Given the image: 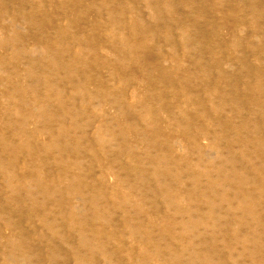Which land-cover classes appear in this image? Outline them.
I'll use <instances>...</instances> for the list:
<instances>
[{
	"label": "rangeland",
	"instance_id": "obj_1",
	"mask_svg": "<svg viewBox=\"0 0 264 264\" xmlns=\"http://www.w3.org/2000/svg\"><path fill=\"white\" fill-rule=\"evenodd\" d=\"M0 1V264H26L27 253L34 257L31 264H264V105L259 110L224 100L233 86L240 95L246 84L264 97V87L253 89L251 66L241 64L244 59L253 63L255 49H264L255 34L264 27V0H243L245 5L241 0ZM196 24L203 30L198 42L191 36ZM47 40L53 45L49 56L39 47ZM200 47L207 65L203 74L193 64ZM215 86L212 111V97L202 91ZM196 95L203 100L198 110L184 104V97ZM207 108L210 120L201 113ZM180 109L199 113L205 129L212 119H221V131L214 128L218 136L178 128ZM148 129L156 136L149 138ZM244 138L253 141L250 147L238 145ZM162 146L170 150L172 162L169 176L158 179ZM67 163L74 166L70 175H64ZM242 181L248 199L238 196ZM159 182L170 188L159 192ZM89 200L95 207L89 208ZM96 206H105L106 213ZM114 253L121 259L114 260Z\"/></svg>",
	"mask_w": 264,
	"mask_h": 264
},
{
	"label": "bare ground",
	"instance_id": "obj_2",
	"mask_svg": "<svg viewBox=\"0 0 264 264\" xmlns=\"http://www.w3.org/2000/svg\"><path fill=\"white\" fill-rule=\"evenodd\" d=\"M9 1V0H8ZM119 1V0H118ZM139 1V0H138ZM159 1V0H158ZM166 1V0H165ZM213 1V0H212ZM3 2V1H2ZM115 2V1H114ZM137 2V1H136ZM162 2V1H161ZM197 2V1H196ZM200 2V1H199ZM203 2V1H202ZM214 2V1H213ZM241 2H242V4L243 5H245V2L243 1V0H241ZM0 3H1V1H0ZM26 3V2H25ZM74 3V2H73ZM72 3V4H73ZM79 3V2H78ZM95 3V2H94ZM133 3V2H132ZM138 3V2H137ZM165 3V2H164ZM170 3V2H169ZM185 3H186V1H185ZM184 3V4H185ZM189 3V2H188ZM194 3V2H193ZM211 3V2H210ZM222 3H225V2H222ZM226 3H228V2H226ZM17 4V3H16ZM23 4V3H22ZM64 4V3H63ZM125 4V3H124ZM159 2H156V3H153L152 4V6H153V8L157 11L158 9H159ZM216 4V3H215ZM133 5V4H132ZM138 5V4H137ZM173 5V4H172ZM198 5V4H197ZM206 5V4H205ZM7 6V5H6ZM9 6V5H8ZM16 6V5H15ZM20 6V5H19ZM74 6V5H73ZM77 6V5H76ZM79 6V5H78ZM131 6V5H130ZM75 7V6H74ZM81 7V6H80ZM164 7V6H163ZM206 7V6H205ZM7 8H9V7H7ZM82 9H83V6L81 7ZM170 8V7H169ZM216 8V7H215ZM68 9V8H67ZM75 9H77V7L75 8ZM123 9V8H122ZM193 9V8H192ZM207 9V8H206ZM121 10V9H120ZM169 10V9H168ZM172 10V9H171ZM201 10V9H200ZM211 10H213V9H211ZM210 10V11H211ZM75 11V10H74ZM126 11V10H125ZM68 12V11H67ZM71 12V11H70ZM161 12V11H160ZM167 12H169V11H167ZM180 12H182L183 13V9H182V11H180ZM185 12V11H184ZM190 12H191V10H190ZM193 12V11H192ZM197 12V11H196ZM208 12H209V10H208ZM79 13V12H78ZM195 13V12H194ZM198 13V12H197ZM200 13H201V11H200ZM206 13V12H205ZM122 14V13H121ZM142 14V13H141ZM141 14H140V16H141ZM190 14V13H189ZM153 15V14H152ZM163 15H164V13H163ZM201 15V14H200ZM119 16V15H118ZM122 16V15H121ZM125 16V15H124ZM123 16V17H124ZM156 16V15H155ZM183 16V15H182ZM196 16V15H195ZM27 17H29V16H27ZM81 17H82V15H81ZM115 17V16H114ZM178 17V16H177ZM202 17H203V15H202ZM30 18V17H29ZM33 18V17H32ZM80 18V17H79ZM110 19V18H109ZM193 19V18H192ZM199 19V18H198ZM52 20V19H51ZM184 20V19H183ZM190 20V19H189ZM166 21V20H165ZM188 21V20H187ZM196 21V20H195ZM208 21V20H207ZM106 22V21H105ZM121 22H123V20L121 21ZM153 22V21H152ZM192 22V21H191ZM190 22V23H191ZM131 23V22H130ZM170 24H171V22H169ZM188 23V22H187ZM196 23V22H195ZM13 24H14V22H13ZM69 24V23H68ZM106 24V23H105ZM192 24H194V23H192ZM11 25V24H10ZM21 25V24H20ZM72 25V24H71ZM122 25H123V23H122ZM138 25V24H137ZM166 25H167V23H166ZM189 25V24H188ZM124 26V25H123ZM170 26V25H169ZM198 25L196 24L195 26H193V32H192V34H191V36L195 39V41L197 40V42H198V37L201 35V33L203 32V30L201 29V28H199V27H197ZM241 26V25H240ZM240 26H239V28H240ZM115 27V26H114ZM119 27V26H118ZM173 27H175V25L173 26ZM188 27V26H187ZM24 28V27H23ZM70 28V27H69ZM183 28V27H182ZM181 28V29H182ZM259 28H260V26H258L257 27V30H256V32H255V34H256V36L258 37V36H260V37H262L261 38V43H263L264 42V27H262V30H260L259 31ZM3 29V28H2ZM14 29V28H13ZM12 29V30H13ZM15 29H17V28H15ZM62 29V28H61ZM64 29V28H63ZM71 29H72V27H71ZM120 29V28H119ZM128 29V28H127ZM159 29V28H158ZM157 29V30H158ZM170 29V28H169ZM178 29H180V28H178ZM18 30V29H17ZM35 30V29H34ZM84 30H85V28H84ZM118 30V29H117ZM172 30V29H171ZM6 31V30H5ZM25 31V30H24ZM69 31V30H68ZM122 31V30H121ZM139 31V30H138ZM167 31V30H166ZM175 31H177V29L175 30ZM175 31L173 32V33H175ZM185 31V30H184ZM15 32V31H14ZM145 32V31H144ZM156 32V31H155ZM161 32V31H160ZM159 32V33H160ZM26 33V32H25ZM69 33V32H68ZM73 33V32H72ZM77 33V32H76ZM75 33V34H76ZM108 33H109V31H108ZM139 33V32H138ZM166 33H168V32H166ZM15 34V33H14ZM172 34V33H171ZM181 34V33H180ZM236 34V33H235ZM239 34V33H238ZM241 34V33H240ZM245 34V33H244ZM28 35V34H27ZM128 35H130L129 33H128ZM133 35V34H132ZM149 35V34H148ZM185 35V34H184ZM67 36V35H66ZM69 36V35H68ZM81 37H82V35H80ZM142 36H143V34H142ZM164 36V35H163ZM181 36V35H180ZM242 36V35H241ZM18 37V36H17ZM45 38H48V36L47 35H45L44 36ZM111 37H112V35H111ZM128 37V36H127ZM133 37V36H132ZM170 37V36H169ZM12 38V37H11ZM14 38V37H13ZM58 38V37H57ZM74 38V37H73ZM76 38H78V37H76ZM129 38V37H128ZM136 38H137V36H136ZM184 38V37H183ZM148 39V38H147ZM150 39V38H149ZM153 39L154 38H152V41H153ZM166 39V38H165ZM169 39V38H168ZM25 40V39H24ZM50 40V39H49ZM71 40V39H70ZM129 40V39H128ZM135 40V39H134ZM167 40V39H166ZM172 40H174V38L172 39ZM201 40V39H200ZM242 40V39H241ZM68 41V40H67ZM81 41V40H80ZM79 41V42H80ZM123 41V40H122ZM151 41V40H150ZM188 41V40H187ZM8 42V41H7ZM39 42H41V41H39ZM47 42L48 43H46V42H41L42 44L39 46L40 47V49H43V51L42 52H47V50H50V51H52V49H53V45L47 40ZM133 41L130 39V43H132ZM137 42H138V40H137ZM142 42V41H141ZM170 42V41H169ZM189 42V41H188ZM241 42V41H240ZM65 43V42H64ZM74 43V42H73ZM81 43V42H80ZM129 43V44H130ZM151 43V42H150ZM167 43V42H166ZM236 43H237V41H236ZM7 44H9V43H7ZM22 44V43H21ZM23 44H24V42H23ZM137 44V43H136ZM142 44V43H141ZM191 44H192V42H191ZM17 45V44H16ZM39 45V44H38ZM125 45V44H124ZM139 45V44H138ZM145 45V44H144ZM149 45V44H148ZM189 45V44H188ZM222 45V44H221ZM236 45V44H235ZM23 46V45H22ZM26 46V45H25ZM134 46V45H133ZM143 46V45H142ZM147 46V45H146ZM145 46V47H146ZM170 46V45H169ZM172 46V45H171ZM181 46V45H180ZM179 46V47H180ZM24 47V46H23ZM38 46L36 45V48H37ZM39 47L37 48V49H39ZM71 47H72V45H71ZM122 47H123V45H122ZM163 47V46H162ZM190 47V46H189ZM260 47V46H259ZM174 48V47H173ZM178 48V47H177ZM196 48V47H195ZM194 48V49H195ZM257 48V47H256ZM124 49H125V47H124ZM127 49V48H126ZM143 49V48H142ZM141 49V50H142ZM146 49H148V48H146ZM198 49V48H197ZM200 49V55H198L199 57L195 60V63H193V64H195V68L196 69H198L199 70V72H201L202 74H203V72L205 73L206 72V67H207V65H205L204 63H203V55H202V53L204 52V48L203 47H200L199 48ZM131 50V49H130ZM133 50V49H132ZM140 50V49H139ZM170 50V49H169ZM178 50V49H177ZM184 50V49H183ZM69 51V50H68ZM98 51V50H97ZM97 51H95V52H97ZM171 51H172V49H171ZM186 51V50H185ZM190 51V50H189ZM197 51V50H196ZM14 52V51H13ZM45 52V53H46ZM147 52V51H146ZM145 52V53H146ZM165 52V51H164ZM132 53V52H131ZM261 53V54H260ZM141 54H144V53H141ZM147 54V53H146ZM211 54L213 55V62H214V65L215 66H219V62L218 61H216L215 60V54L216 53H214V51H211ZM254 54H255V58H253L252 59V62L253 63H249V62H247V60L246 59H244L242 62H241V64L242 65H245V66H251V69L250 70H252V71H254V73H255V77H256V79H252L251 81H253V80H255V82H254V90L255 91H257L258 89H259V87H264V49L262 50V49H255V51H254ZM48 55V52H47V54H46V56ZM93 55V54H92ZM197 55V54H196ZM49 56V55H48ZM13 56H11V58H12ZM16 57V56H15ZM141 57H142V55H141ZM168 57V56H167ZM6 58V57H5ZM55 58H58V57H55ZM120 58V57H119ZM168 58H170V57H168ZM173 59V58H172ZM6 60V59H5ZM30 60H31V57H30ZM163 60V59H162ZM3 61V60H2ZM7 61V60H6ZM28 61V60H27ZM33 61H36V60H33ZM37 61H40L41 63H43L44 61L43 60H41V58H39V60H37ZM176 61V60H175ZM226 61V60H225ZM231 61V60H230ZM84 62V61H83ZM82 62V63H83ZM224 62V61H223ZM81 63V62H80ZM172 63H173V61H172ZM179 64V63H178ZM225 64V63H224ZM223 64V65H224ZM229 64V63H228ZM180 65H182L181 63H180ZM230 65V64H229ZM182 66H184V65H182ZM233 66V65H232ZM185 67V66H184ZM173 68V67H172ZM185 69V68H184ZM222 69V68H221ZM227 69V68H226ZM179 70V69H178ZM210 70V69H209ZM182 71H184L183 70V68H182ZM183 74V73H182ZM199 74V73H198ZM219 74V73H218ZM177 75V74H176ZM213 75V74H212ZM161 76H163L162 74H161ZM220 76H222V74L220 75ZM249 76H250V73H249ZM219 78V77H218ZM217 78V79H218ZM239 78V77H238ZM250 78H251V76H250ZM249 78V79H250ZM221 79V78H220ZM234 79V78H233ZM240 79V78H239ZM238 79V80H239ZM241 79H242V77H241ZM166 80V79H165ZM216 80V79H215ZM237 80V81H238ZM243 80H245V78L243 79ZM41 81H43V80H41ZM67 81V80H66ZM65 81V82H66ZM191 81V80H190ZM201 81V83L202 84H204V85H206L208 82L205 80H200ZM250 81V82H251ZM39 83H40V81H38ZM71 82V81H70ZM82 82V81H81ZM180 82V81H179ZM224 82H227V81H224ZM228 82H229V80H228ZM244 82V81H243ZM175 83V82H174ZM192 83V82H191ZM197 83V82H196ZM200 83V84H201ZM84 84V83H83ZM225 84V83H224ZM234 84V83H233ZM235 84H236V82H235ZM238 84V83H237ZM240 84V83H239ZM245 84V83H244ZM243 84V85H244ZM185 85V84H184ZM125 86V85H124ZM123 86V87H124ZM178 86V85H177ZM176 86V87H177ZM214 86V85H213ZM236 86L237 85H235V86H233V88L231 89V91L227 94H225L224 95V100H226L227 102L228 101H230V102H232V103H234L235 101L236 102H244V103H246V104H253V106L255 105L256 107H258L259 108V110L263 107V105H264V97H263V94H260V96L258 95V94H256V93H254V91L252 92L251 91V84L250 85H248V84H246L245 85V87L243 88V90H242V92L240 93V95H238L237 94V91L236 90H238V89H240V88H236ZM239 86V85H238ZM172 88H173V86H172ZM225 89H228V88H225ZM184 90V89H183ZM207 90V94H208V96H206V98L208 99V98H210V97H212V99L210 100L211 101V104H212V106H210L211 108H212V111H213V109H215L214 108V100H213V98L215 99V97L216 96H218V89H217V87L215 86L214 88H210V87H208V89H203V93L205 92ZM224 91H226V90H224ZM123 92V91H122ZM179 92H181V91H179ZM222 92V91H221ZM55 93V92H54ZM85 93V92H84ZM176 93H177V91H176ZM62 94V93H61ZM181 94H182V92H181ZM50 95H52V94H50ZM85 95H87V94H85ZM120 95L121 94H119V99H120ZM185 95H187V94H185ZM42 96V95H41ZM47 96V95H46ZM55 96H57V95H55ZM55 96H54V98H55ZM61 96V95H60ZM84 96V95H83ZM90 96V95H89ZM122 96V95H121ZM191 96V95H190ZM86 97V96H85ZM189 97H184V100H185V102H184V104H193L194 106H193V108H195V109H197V107H199V106H201V103H202V97L201 96H198V95H196V96H193V100H190V99H188ZM44 99V98H43ZM42 99V100H43ZM61 99H62V97H61ZM220 99H222V97L220 98ZM40 100V99H39ZM45 100V99H44ZM43 100V101H44ZM71 100V99H70ZM74 100V99H73ZM85 100V99H84ZM83 100V101H84ZM117 100V99H116ZM46 101V100H45ZM50 101V100H49ZM51 101H52V99H51ZM60 101V100H59ZM58 101V102H59ZM40 102V101H39ZM42 102V101H41ZM182 102V101H181ZM213 102V103H212ZM37 103V102H36ZM47 103V102H46ZM76 103V102H75ZM81 103V102H80ZM51 104V103H50ZM49 104V105H50ZM56 104V103H55ZM59 104H60V102H59ZM74 104V103H73ZM85 104L87 105V103L85 102ZM238 104V103H237ZM248 104V105H249ZM38 105H39V103H38ZM44 105V104H43ZM46 105V104H45ZM65 105V104H64ZM79 105V104H78ZM51 106V105H50ZM59 106H61V105H59ZM67 106V105H66ZM77 106V105H76ZM88 106V105H87ZM86 106V107H87ZM233 106H234V104H233ZM34 107H37V106H34ZM49 107V106H48ZM52 108H53V105L51 106ZM50 107V108H51ZM75 107V106H74ZM79 107V106H78ZM84 107V106H83ZM228 107V106H227ZM239 107V106H238ZM247 107V106H246ZM55 109H56V107H54ZM73 108V107H72ZM76 108V107H75ZM210 108V109H211ZM245 108V107H244ZM34 109V108H33ZM36 109V108H35ZM34 109V110H35ZM39 109V108H38ZM40 109H41V107H40ZM55 109H53V110H55ZM58 109V108H57ZM56 109V110H57ZM65 109H67V107L65 108ZM68 109H71V108H68ZM84 109V108H83ZM188 109V108H187ZM206 109V108H205ZM209 108H207V110H203L201 113L203 114V117L205 118V117H207V116H209L208 115V110H210ZM43 109H41V111H42ZM46 110H51V109H46ZM55 110V111H56ZM198 110V109H197ZM250 110V109H249ZM32 111V110H31ZM39 111V110H38ZM48 111H46L47 112V115L49 114L48 113ZM58 111V110H57ZM60 111V110H59ZM59 111H58V114H59ZM63 111L64 110H62V112H60V113H63ZM66 111H68V110H66ZM70 111V110H69ZM248 111V110H247ZM258 111V110H257ZM45 112V111H44ZM71 112H73V111H71ZM71 112H69V113H71ZM179 112H181L180 113V115L182 116V117H180V118H182L181 120H178L179 121V125H178V128H179V126L180 127H182V128H184V130H188V132H190V134H192V132H191V130H192V128L193 129H197V133H199V136L200 135H203V136H206L208 133H215V135L217 134L216 133V129H215V131H214V128H216L217 126V128L219 129H222V125H220V123L222 122V120L220 119H212V125H211V128L210 129H208V128H203V125H201V121H203V120H201L202 118L200 117V114L199 113H191V112H189V111H185V110H182V109H180V111ZM252 112V111H251ZM34 113V112H33ZM36 113V112H35ZM66 113V112H65ZM85 113V112H84ZM211 113V112H210ZM253 113V112H252ZM44 114V113H43ZM42 114V115H43ZM67 114V113H66ZM73 114V113H72ZM78 114L80 115V117H83V116H81V113L80 112H78ZM44 115H46V114H44ZM54 115H56V113L54 114ZM61 115V114H60ZM59 115V116H60ZM64 115V114H63ZM74 115V114H73ZM76 115H77V113H76ZM173 116L175 115V114H172ZM179 115V114H178ZM56 116H58V115H56ZM66 116V115H65ZM176 116H177V114H176ZM236 116V115H235ZM46 117H48V116H46ZM54 117V119H55V116H53ZM67 117V116H66ZM65 117V118H66ZM70 117V116H69ZM87 117V116H86ZM179 117V116H178ZM213 117V116H212ZM71 118V117H70ZM69 118V119H70ZM180 118H178V119H180ZM208 118V117H207ZM54 119H50V121L52 120H54ZM60 119V118H59ZM62 119V118H61ZM60 119V120H61ZM72 119V118H71ZM207 120H210V118H208ZM230 120V119H229ZM57 121V120H56ZM63 121V120H62ZM73 121V120H72ZM79 121V120H78ZM221 121V122H220ZM61 122V121H60ZM53 123V122H52ZM55 123V122H54ZM75 123H76V121H75ZM48 124V123H47ZM58 124V123H57ZM64 124V123H63ZM72 124H73V122H72ZM79 124V123H78ZM210 124V123H209ZM50 126H51V123L49 124ZM61 125V124H60ZM112 125V124H111ZM114 125V124H113ZM72 126V125H71ZM70 125H69V129H70V127H71ZM116 126V125H115ZM202 126V127H201ZM216 126V127H215ZM250 126V125H249ZM114 127V126H113ZM145 127V126H144ZM243 127H244V125H243ZM52 128V127H51ZM54 128V127H53ZM52 128V129H53ZM59 128H62V126L61 127H58V129ZM75 128V127H74ZM73 128V129H74ZM77 128V127H76ZM115 128H117V127H115ZM118 128H120V127H118ZM117 128V129H118ZM147 128V127H146ZM66 129V128H65ZM64 129V130H65ZM109 129V128H108ZM195 129V130H196ZM219 129V130H220ZM54 130V129H53ZM61 130H63V129H60V130H58V131H61ZM70 130H72V128L70 129ZM70 130H68L69 131V133L71 132ZM76 130V129H75ZM79 130V129H78ZM119 130V129H118ZM117 130V131H118ZM67 130H66V132H68ZM148 131L152 134V135H150L149 136V138H153V137H155L156 136V134L153 132V130L152 129H148ZM214 131V132H213ZM221 131V130H220ZM238 131V130H237ZM249 131V130H248ZM247 131V132H248ZM56 132V131H55ZM229 132V131H228ZM256 132V131H255ZM50 133H51V130H50ZM58 133V132H57ZM82 133V132H81ZM109 133V132H108ZM66 134V133H65ZM65 134H63V135H65ZM79 134L80 133H78V136H79ZM115 134V133H114ZM120 134V133H119ZM121 134H122V136L124 137V134H125V131H122L121 132ZM127 134V133H126ZM190 134L188 135V136H190ZM240 134V133H239ZM52 135V134H51ZM55 135V134H54ZM54 135H52V136H54ZM56 135H58V134H56ZM67 135V134H66ZM72 135V134H71ZM196 135V134H195ZM221 135H222V133H220V137H221ZM241 135V134H240ZM61 136H62V134H61ZM108 136V135H107ZM115 137L117 136V134H115L114 135ZM197 136V135H196ZM217 136H218V134H217ZM252 136V135H251ZM263 136V135H262ZM194 137V136H193ZM235 137V136H234ZM61 138V137H60ZM60 138L58 139L59 141H60ZM113 138V137H112ZM122 138V137H121ZM120 138V139H121ZM199 138V137H198ZM243 138V137H242ZM262 138V137H261ZM61 139H63V138H61ZM68 139H71L69 136H68ZM124 139V138H123ZM126 139V138H125ZM241 139V138H240ZM239 139V140H240ZM57 140V139H56ZM66 140V139H65ZM75 140V139H74ZM80 140V139H79ZM115 140V139H114ZM217 140V139H216ZM53 141V140H52ZM61 141H63V140H61ZM61 141H60V143H61ZM77 141V140H76ZM257 141H258V139H257ZM56 142H58V141H56ZM67 142V141H66ZM217 142V141H216ZM252 142L253 141H251V140H248V139H246V138H244L242 141H241V143L242 144H238V145H244V146H247V147H250L251 146V144H252ZM263 142V141H262ZM155 143V142H154ZM56 144V143H55ZM61 144H63V143H61ZM218 144V143H217ZM68 145V144H67ZM37 146V145H36ZM57 146H58V144H57ZM64 146H65V143H64ZM125 146H126V142H125ZM154 146V145H153ZM161 146V145H160ZM216 146H218V145H216ZM226 146H227V148H228V152H231L232 151V149H231V147H230V144H226ZM226 146H225V148H226ZM232 146V145H231ZM42 147V146H41ZM59 147H61L60 145H59ZM67 147H69V146H67ZM128 147L131 149L132 148V144H129L128 145ZM43 148V147H42ZM48 148V147H47ZM57 148V147H56ZM71 148H73V147H71ZM214 148V147H213ZM257 148L258 147H256V150H257ZM49 149V148H48ZM55 149V148H54ZM59 149V148H58ZM69 149H70V147H69ZM75 149V148H74ZM76 150V149H75ZM161 153L163 154L162 155V158H159V156H158V159H157V162L159 163V166H160V169H161V171H160V175H155L154 177H158V179H159V176L161 177L162 175H167V176H169V171H170V169L168 168V164L170 163V162H172L169 158H167V157H170L171 159H172V155H171V152H170V150L169 149H166L165 148V146H162L161 147ZM159 150V151H160ZM168 150V151H167ZM214 150V149H213ZM52 151H55V150H52ZM56 151H58L57 149H56ZM63 151V150H62ZM74 151V150H73ZM133 151V153H134V150H132ZM158 151V150H157ZM215 151V150H214ZM69 152V151H68ZM72 151H70V154L72 155V153H71ZM51 153V152H50ZM61 153V152H60ZM59 153V154H60ZM133 153L131 154L130 153V156L132 157V156H134L133 155ZM257 153V152H256ZM64 154H65V152H64ZM63 154V155H64ZM68 154V153H67ZM74 154V153H73ZM76 154V153H75ZM160 154V152L158 153V155ZM136 155V154H135ZM1 156H3V155H1ZM69 155H67V157H68ZM76 156V155H75ZM74 156V157H75ZM56 157V156H55ZM58 157V156H57ZM145 157V156H144ZM150 157H151V155H150ZM59 158V157H58ZM65 158V157H64ZM69 158H71V157H69ZM79 158V157H78ZM134 158H136L135 156H134ZM54 159H56V158H54ZM72 159V158H71ZM76 160H77V158H75ZM74 159V160H75ZM152 159H155V158H152ZM160 159V160H159ZM1 160V159H0ZM27 160H28V158H27ZM58 160V159H57ZM57 160H55V161H57ZM63 160H65V159H63ZM75 160V161H76ZM139 159L138 158H136V162L138 161ZM159 160V161H158ZM24 161V160H23ZM60 161V160H59ZM4 162V161H3ZM26 162V161H25ZM58 162V161H57ZM70 162V161H69ZM72 162H74L73 160H72ZM262 162V161H261ZM244 163V162H243ZM247 163H248V161H247ZM5 164H6V162H5ZM60 164H63L62 162H60ZM73 164V163H72ZM79 164V163H78ZM153 164V163H152ZM245 164V163H244ZM7 165V164H6ZM74 165V164H73ZM77 165V163L75 164V166ZM82 165V164H81ZM140 165V164H139ZM167 165V166H166ZM5 166V165H4ZM8 166V165H7ZM78 166V165H77ZM141 166V165H140ZM6 167V166H5ZM11 167V166H10ZM9 167V168H10ZM24 167V166H23ZM27 168H28V165L26 166ZM61 167L63 168V166L61 165ZM74 166H71V164L70 163H67V165H65V169L67 168V170L64 172V175H70V171H71V169L73 168ZM12 168V167H11ZM25 168V167H24ZM156 168H157V166H156ZM246 168V167H245ZM6 169H8V167H6ZM77 169H79V168H77ZM248 169H251V168H248ZM62 170V169H61ZM75 170V169H74ZM81 170V169H80ZM155 170V169H154ZM156 170H158V169H156ZM253 170V169H252ZM4 171H5V169H4ZM7 171V170H6ZM76 171V170H75ZM74 171V172H75ZM78 171V170H77ZM77 171H76V173H77ZM159 171V170H158ZM257 171H258V169H257ZM3 172V171H2ZM28 172V171H27ZM208 172V171H207ZM217 172V171H216ZM254 171H252L250 174H254L253 173ZM23 173V172H22ZM221 173V172H220ZM230 173V172H229ZM258 173V172H257ZM79 174V173H78ZM84 174V173H83ZM212 174V173H211ZM214 174V173H213ZM239 174H240V172H239ZM238 174V175H239ZM14 175V174H13ZM15 175H16V173H15ZM20 175V174H19ZM141 175V174H140ZM230 175L231 174H229V177H230ZM18 176V175H17ZM218 176V175H217ZM241 176H242V174H241ZM254 176V175H253ZM11 176H9V178H10ZM15 177V176H14ZM25 177H26V179H27V181L29 180H31L32 181V176L31 175H25ZM24 177V178H25ZM151 177V176H150ZM154 177L152 176V178L154 179ZM213 177V176H212ZM242 177H244V176H242ZM5 178V177H4ZM8 178V177H7ZM13 178V177H12ZM18 178V177H17ZM79 178L81 179V176H79ZM254 178V177H253ZM19 179V178H18ZM82 179H84L83 177H82ZM170 179V178H169ZM197 179H199V178H197ZM215 179V178H214ZM11 180H14V179H11ZM206 180V179H205ZM217 180V179H216ZM20 181H21V179H20ZM25 181V180H24ZM231 181H234V180H231ZM33 182V181H32ZM147 182V181H146ZM156 182V181H155ZM222 182H223V180H222ZM240 182V181H239ZM211 183H214V181H212V179H211ZM210 183V184H211ZM230 183V182H229ZM245 184L243 181L239 184V189H238V187H237V189H238V196L240 195L241 197H243V199H248L249 198V195H248V193H246V191H244L245 189H246V187H245V189H244V187L242 186L243 184ZM101 184V183H100ZM219 184V183H218ZM224 184V183H223ZM232 184V183H231ZM149 185V184H148ZM222 185V184H221ZM228 186H229V184H227ZM199 186H200V184H199ZM205 186V185H204ZM206 186H208V185H206ZM217 186V185H216ZM226 186V185H225ZM246 186V185H245ZM157 187L159 188L158 190H159V192H161V193H163L164 191H165V188H167L168 187V184L166 183V184H161L160 182L159 183H157ZM212 187V186H211ZM214 187V186H213ZM231 187V186H230ZM22 188V187H21ZM168 188H170V187H168ZM196 188V187H195ZM222 188V187H221ZM232 188H234V187H232ZM248 188V187H247ZM13 189V188H12ZM213 189V188H212ZM223 189V188H222ZM249 189V188H248ZM23 190V189H22ZM149 189L147 188V191H148ZM152 190V189H151ZM157 190V191H158ZM168 190V189H167ZM197 190V189H196ZM202 190V189H201ZM206 190V189H205ZM234 190V189H233ZM14 191H15V189H14ZM17 191H19V190H17ZM30 191V190H29ZM100 191V190H99ZM194 191H195V189H194ZM219 191V190H218ZM218 191H216V193H218ZM13 192V191H12ZM31 192V191H30ZM93 191H91V193H92ZM166 192V191H165ZM201 192V191H200ZM208 192L210 193V191L208 190ZM14 193V192H13ZM169 193V192H168ZM171 193V192H170ZM194 193V192H193ZM94 194V193H93ZM154 194V193H153ZM195 194V193H194ZM208 194V193H207ZM234 194H236V193H234ZM29 196H31L30 194H28ZM104 195V194H103ZM156 195H158L157 193H156ZM160 195V194H159ZM201 195H202V193H201ZM200 195V196H201ZM204 195H205V193H204ZM209 195V194H208ZM208 195H207V197H208ZM219 195V194H218ZM118 196V195H117ZM14 197H16V196H14ZM237 197V196H236ZM27 198V197H26ZM28 198H30V197H28ZM206 198V197H205ZM210 198V197H209ZM15 199H17V198H15ZM117 199V198H116ZM205 200V199H204ZM235 200V199H234ZM34 201V200H33ZM110 201V200H109ZM111 201H113V202H110V203H113V205L114 204H116L117 205V203H114V200L112 199ZM29 202V201H28ZM27 202V203H28ZM100 202H101V199H100ZM102 202H104V201H102ZM115 202H117L116 200H115ZM30 203V202H29ZM28 203V204H29ZM91 203H92V200H89V208H93V207H95V204H94V206H92L91 205ZM104 203H106V202H104ZM109 202H108V200H107V203L106 204H108ZM109 203V204H110ZM241 203V202H240ZM101 204V203H100ZM208 205H209V202L207 203ZM245 204V203H244ZM68 205V204H67ZM72 205V204H71ZM98 205V204H97ZM111 205V204H110ZM113 205H111L112 206V208H115V207H113ZM106 206V205H105ZM104 206V207H105ZM68 207H70V204H69V206ZM73 207V206H72ZM97 207V206H96ZM104 207H102L103 208V211L102 212H104V213H106V209L104 208ZM110 207V206H109ZM109 207H107V208H109ZM101 208V206H100V208H98L97 207V209H102ZM64 209H66V208H64ZM73 209H74V207H73ZM105 209V210H104ZM210 209V208H209ZM69 210V209H68ZM71 210H72V208H71ZM78 210V209H77ZM92 210V209H91ZM94 210H95V208H94ZM114 210V209H113ZM43 211H45V210H43ZM100 211V210H99ZM13 212V211H12ZM34 212H38V210H37V208L36 209H34V208H32V213L34 214ZM41 212V211H40ZM65 212V211H64ZM108 212H109V210H108ZM110 212H111V208H110ZM208 212V211H207ZM111 213H113V212H111ZM209 213V212H208ZM251 213V212H250ZM93 214V213H92ZM103 214V213H102ZM193 214V213H192ZM96 215H97V213H96ZM188 215V214H187ZM209 215V214H208ZM211 215V214H210ZM38 216H39V214H38ZM87 216V215H86ZM91 216V215H90ZM89 216V217H90ZM99 216V215H98ZM104 216H105V214H104ZM189 216V215H188ZM193 216V215H192ZM42 217V216H41ZM197 217V216H196ZM85 218V217H84ZM104 218V217H103ZM103 218H101V219H99V220H102ZM109 218H110V216H109ZM41 219V218H40ZM92 218H90V220H91ZM104 219H106V218H104ZM103 219V220H104ZM187 219V218H186ZM191 219V218H190ZM86 220V219H85ZM109 220V219H108ZM111 220H113L112 218H111ZM91 222V221H90ZM101 223L100 221H97L96 223L97 224H99V223ZM110 222V221H109ZM87 223V222H86ZM195 223V222H194ZM193 223V225H195ZM198 223V222H197ZM226 223V222H225ZM228 224H229V222H227ZM88 224H90V223H88ZM96 224V225H97ZM110 224V223H109ZM199 224V223H198ZM200 224H202V223H200ZM262 224V223H261ZM260 224V225H261ZM82 225V224H81ZM87 225V224H86ZM101 225V224H100ZM104 225V224H103ZM192 225V224H191ZM250 225H251V223H250ZM199 226V225H198ZM264 226V225H263ZM262 226V227H263ZM92 226L90 225V228H91ZM106 227V226H105ZM115 227H116V225H115ZM115 227L113 228V226H112V228L113 229H115ZM196 227V226H195ZM224 227H225V224H224ZM98 228V227H97ZM100 228V227H99ZM111 228V227H110ZM188 228V227H187ZM214 228V227H213ZM253 228V227H252ZM55 229V228H54ZM53 229V230H54ZM93 229H95V228H92L91 230H93ZM105 229V228H104ZM254 230H255V228H253ZM116 230V229H115ZM114 230V231H115ZM191 230V229H190ZM107 231V230H106ZM105 231V232H106ZM112 231V230H111ZM110 231V232H111ZM120 231V230H119ZM192 231V230H191ZM257 231V230H256ZM94 232V231H93ZM109 232V231H108ZM171 232H172V230H171ZM98 233H99V231H98ZM113 233V232H112ZM160 233V232H159ZM256 233V232H255ZM264 233V232H263ZM53 234V233H52ZM196 234V233H195ZM105 235H107V234H105ZM112 235V234H111ZM159 236H160V234H158ZM52 235L50 234V237H51ZM164 236V235H163ZM175 236V235H174ZM111 236H109V238H110ZM119 236H117V238H118ZM122 237V236H121ZM160 237H162V236H160ZM166 237H168V236H166ZM198 237H200V236H198ZM107 238V237H106ZM120 238V237H119ZM144 238V237H143ZM169 238V237H168ZM176 238V237H175ZM175 238L173 239V240H175ZM195 239H196V237H194ZM203 238V237H202ZM111 239V238H110ZM123 239V238H122ZM53 240V239H52ZM69 240V239H68ZM107 240H108V238H107ZM120 240V239H119ZM142 240V239H141ZM145 239H143V241H144ZM147 241L146 242H148V239H146ZM156 240V239H155ZM163 240V239H162ZM165 240V239H164ZM164 240H163V242H164ZM169 239H167V240H165L166 242L168 241ZM199 240H201V239H199ZM102 241V240H101ZM110 241V240H109ZM108 241V242H109ZM111 241H114V239L113 240H111ZM157 241V240H156ZM67 242V241H66ZM116 242H118V241H116ZM120 242V241H119ZM150 242H151V240H150ZM153 242V241H152ZM158 242V241H157ZM156 242V243H157ZM182 242H184V241H182ZM192 242V241H191ZM199 242V241H198ZM202 242V241H201ZM200 242V243H201ZM244 242V241H243ZM246 242V241H245ZM144 243V242H143ZM160 243V242H159ZM162 243V242H161ZM160 243V244H161ZM165 243V242H164ZM179 243H181V241L179 242ZM91 244V243H90ZM100 244V243H99ZM152 244V243H151ZM182 244V243H181ZM191 244V243H190ZM6 246H7V244H5ZM110 245V244H109ZM113 245V244H112ZM149 245V244H148ZM159 245V244H158ZM171 245V244H170ZM183 245V244H182ZM192 245V244H191ZM195 245H197V241H196V244ZM202 245V244H201ZM98 246V245H97ZM150 246V245H149ZM169 246V245H168ZM172 246V245H171ZM110 247V246H109ZM108 247V248H109ZM153 247V246H152ZM175 247V246H174ZM190 247H194V246H190ZM200 247V246H199ZM96 248V247H95ZM161 248H162V246H161ZM207 249V247H204V249ZM81 249V248H80ZM156 249H157V246H156ZM205 249V250H206ZM82 250V249H81ZM80 250V251H81ZM168 250H170V249H168ZM186 250H188V249H186ZM190 250V249H189ZM197 250V249H196ZM199 250H201V249H198L197 251H199ZM113 251V250H112ZM158 251H160V250H158ZM157 251V252H158ZM195 251V250H194ZM209 251V250H208ZM212 251V250H211ZM93 252V251H92ZM114 252V251H113ZM115 252H117V251H115ZM156 252V253H157ZM167 252V251H166ZM170 252V251H169ZM172 252V251H171ZM176 252V251H175ZM106 253V252H105ZM105 253H103V254H105ZM187 253V252H186ZM186 253H185V255H186ZM201 253V252H200ZM113 254V253H112ZM135 254V253H134ZM158 254V253H157ZM156 254V255H157ZM172 254V253H171ZM171 254H170V256H171ZM110 255V254H109ZM108 255V256H109ZM114 255H115V253H114ZM123 254H121L120 255V257L122 256ZM159 255V254H158ZM162 255H163V253H162ZM161 255V256H162ZM172 255H174V253L172 254ZM197 255H199V254H197ZM24 256V255H23ZM104 256H107V255H104ZM123 256H125V255H123ZM131 256H133V254L131 255ZM135 256H138V255H136L135 254ZM166 257L164 258L163 256V258L164 259H166L167 258V255H165ZM170 256H168V257H170ZM176 256V255H175ZM90 257V256H89ZM89 257H87V258H89ZM117 257L118 259H115V258ZM114 257H112V258H114V260H119V259H121V258H119V253H118V256L117 255H115ZM127 257V256H126ZM155 257H157V256H155ZM158 257H160V256H158ZM24 258H25V261L28 259V263H26V264H31V260L34 258V257H32V256H30V255H28V253H27V255L26 256H24ZM161 258V257H160ZM180 258V257H179ZM207 258V257H206ZM91 260H92V257L90 258ZM126 259V258H125ZM129 259H131V257L129 258ZM134 259H136L135 257H134ZM170 259H172V257L170 258ZM183 259V258H182ZM87 260V259H86ZM112 260V259H111ZM128 260V259H127ZM167 260V259H166ZM180 260H181V258H180ZM209 260V259H208ZM238 260V259H237ZM236 260V261H237ZM88 261V260H87ZM123 261V260H122ZM162 261V260H161ZM172 261H174V260H172ZM201 261H202V258H201ZM89 262V261H88ZM170 262V261H169ZM117 263V262H116ZM120 262H118L117 264H119ZM141 263V262H140ZM91 264H94L93 262L91 263ZM122 264V263H121ZM142 264V263H141Z\"/></svg>",
	"mask_w": 264,
	"mask_h": 264
}]
</instances>
